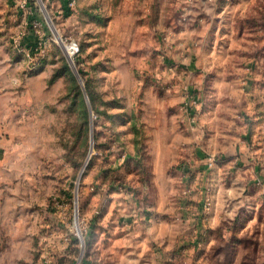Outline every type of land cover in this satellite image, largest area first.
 <instances>
[{
	"label": "rangeland",
	"instance_id": "374dc122",
	"mask_svg": "<svg viewBox=\"0 0 264 264\" xmlns=\"http://www.w3.org/2000/svg\"><path fill=\"white\" fill-rule=\"evenodd\" d=\"M0 264H264V0H0Z\"/></svg>",
	"mask_w": 264,
	"mask_h": 264
},
{
	"label": "crops",
	"instance_id": "0c3cea01",
	"mask_svg": "<svg viewBox=\"0 0 264 264\" xmlns=\"http://www.w3.org/2000/svg\"><path fill=\"white\" fill-rule=\"evenodd\" d=\"M182 33V32H181ZM178 35V33H177ZM180 37L183 39L181 40V42H179L180 45H177V47H175V49H181L182 51L185 52V48L187 49H191L190 47L188 48V46L190 45L189 44V41L186 40V35L182 34L180 35ZM179 38V35H178V38ZM186 40V41H185ZM192 43V42H190ZM187 44H189L188 46H186ZM185 45V46H184ZM193 45V43H192ZM190 45V46H192ZM193 49H197V48H193ZM175 51V50H174ZM180 51V53L182 52ZM164 54V50L162 49L161 50V54ZM187 51L185 53H183L182 56H180L181 54H179V56L177 57L178 59V65H181L182 67H187V68H190L192 67V63H191V60L189 59ZM166 55V54H164ZM181 57H184L183 58V61L181 59ZM170 58V57H168ZM169 61V59H168ZM190 88V87H188ZM183 99V98H182ZM199 112V111H198ZM198 116V115H197ZM199 208H200V205H199ZM176 209V208H175ZM174 208L172 207H169V208H157L155 210V214L153 215V219L152 221L149 222L146 221L145 219H140V218H136L134 220H131V219H128V221H126V224H125V228H123V232L120 233V234H117V233H113L112 234V237L115 238V237H121L123 238L124 240H131L132 242H136V241H141V242H144V243H153V242H156L158 245H161L162 243H166L167 242V238L165 236V234L162 233V225L163 223L165 224V222H167L168 220L170 221V223H172V216L175 217V219H179L181 216H178V214L180 215L181 212H183L184 210H175ZM187 211V210H185ZM197 213H201V211L198 212L197 210ZM171 214V217L168 218L166 217L167 215H170ZM194 214V211L192 210L190 213L188 214H183L184 217H189V216H193ZM190 217V218H191ZM237 223V222H236ZM238 224V223H237ZM130 227V228H128ZM126 228H128L127 230H125ZM131 229V230H130ZM197 230V229H196ZM111 233V231H110ZM195 236L191 235V237H187L186 241L188 242L189 239L193 240ZM162 248V246H160ZM162 253V252H160Z\"/></svg>",
	"mask_w": 264,
	"mask_h": 264
},
{
	"label": "built area",
	"instance_id": "2783aa9c",
	"mask_svg": "<svg viewBox=\"0 0 264 264\" xmlns=\"http://www.w3.org/2000/svg\"><path fill=\"white\" fill-rule=\"evenodd\" d=\"M79 52V47L78 44L74 41H70L67 45H65V53L66 56L73 62V58L78 54ZM192 103H195V100L193 99ZM189 111V115H191L192 109L187 108ZM195 121V117L191 118V122Z\"/></svg>",
	"mask_w": 264,
	"mask_h": 264
},
{
	"label": "water",
	"instance_id": "95a60500",
	"mask_svg": "<svg viewBox=\"0 0 264 264\" xmlns=\"http://www.w3.org/2000/svg\"><path fill=\"white\" fill-rule=\"evenodd\" d=\"M46 16V20H47V18H48V16L47 15H45ZM48 21V20H47ZM52 28V27H51ZM53 30V29H52ZM54 31V30H53ZM54 34L58 37V34L56 33V31H54ZM69 60V65H70V67L72 68V70H73V72H74V74H75V76H76V78L78 79V82L80 83V84H82V82H81V80H80V78H79V75H78V72H77V70L72 66L73 65V62L70 60V59H68ZM86 96V95H85ZM92 124V123H91ZM92 139V135L90 136V140ZM90 156V155H89ZM89 159V158H88ZM86 165V164H85ZM80 176H81V173L79 174V178H80Z\"/></svg>",
	"mask_w": 264,
	"mask_h": 264
},
{
	"label": "trees",
	"instance_id": "16d2710c",
	"mask_svg": "<svg viewBox=\"0 0 264 264\" xmlns=\"http://www.w3.org/2000/svg\"><path fill=\"white\" fill-rule=\"evenodd\" d=\"M89 96V95H88Z\"/></svg>",
	"mask_w": 264,
	"mask_h": 264
}]
</instances>
